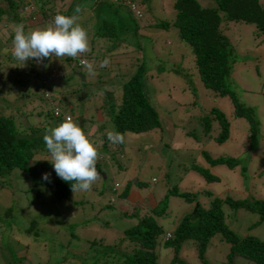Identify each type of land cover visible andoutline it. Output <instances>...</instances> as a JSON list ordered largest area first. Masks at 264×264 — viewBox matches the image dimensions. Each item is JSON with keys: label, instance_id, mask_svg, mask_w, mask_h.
Wrapping results in <instances>:
<instances>
[{"label": "rangeland", "instance_id": "374dc122", "mask_svg": "<svg viewBox=\"0 0 264 264\" xmlns=\"http://www.w3.org/2000/svg\"><path fill=\"white\" fill-rule=\"evenodd\" d=\"M26 1L29 2L28 8L30 5L33 7L30 14L28 10L21 11L22 17L26 16V19L15 20L0 16L1 88L10 86L11 77L6 78L9 77L8 73L15 72L14 65L20 64L18 69L28 71L24 66L28 65V61H17L12 55L15 26L23 24L25 32H30L46 28L53 23L52 18H42L38 15L40 11L35 0ZM53 1L57 9H63L74 2L70 7L69 16L75 14L79 5L81 11L76 14L78 21L90 34V18L92 17L93 21L96 20L94 17L97 18L95 7L99 6L98 0ZM197 2L201 6H211L214 3L213 0ZM134 3L135 9L137 3L139 8L140 16L137 18H130L123 6L113 3L124 26L117 29L116 39L120 40L114 52L120 49L122 52L119 51L112 57L106 56L110 63L105 68L111 69L110 74L113 73L112 70L117 72L119 76L116 80L121 81L131 73L137 62L143 63L142 91L156 110L158 127L146 132H125L123 144L117 146L107 142L106 149H101L95 139L93 143L99 149L100 156H103L97 161L101 179L89 192L77 191L74 194L71 190L67 198L54 201L43 183L21 170L13 168L1 174L0 264H93L94 259L96 264H99L102 259L106 261L104 252H112V247L116 248L112 244H125L122 239L123 229L135 221V217L129 216L130 214L124 216L123 211L130 212L134 209L133 213L137 215L157 203L173 186L178 191L196 193V200L202 203L207 199L205 191L220 197L229 195L233 198L255 197L264 200V185L261 176H258L264 167V100L260 94L264 89V39L255 34L252 24L227 20V25L223 28V33L233 47L231 71L225 79V87L232 89L239 101L252 106L259 120V136L254 144L250 145L244 120L229 116L231 107L227 98L214 96L202 86L190 63L189 46L177 38L176 29L171 25L166 29L148 25L158 20H169L173 16L171 0ZM135 25L136 31L131 30L130 27ZM7 27L13 31L11 36L9 31L5 30ZM97 48L94 45L92 50L99 55ZM88 58L91 62V57ZM59 59L53 56L40 63L32 60L31 67L42 71L48 67L47 79L56 86L59 84L62 69L66 74L69 72L67 65H57ZM78 70L86 71L83 66L74 71ZM96 73L98 74L97 70ZM94 77L86 76L89 84L94 82ZM76 79L72 73L69 82H75ZM116 80L114 82H117ZM33 81L29 75V79L23 82L26 89L32 85L26 90L29 93L36 87ZM97 84L101 88L104 87L101 82ZM24 89L15 94L0 90V104L5 106V112L12 111L19 130L26 129L28 124H35L39 119L33 113L26 117L15 115V107L20 110L32 109V112L39 110L35 106L36 99L22 98ZM91 89L90 95L82 99V102L78 101L72 109L79 113L80 108L82 112L79 115L84 116V119H87L86 115L93 116V119L99 116L94 110H99L96 107L101 102L102 91L92 84L85 87L87 91ZM112 93L118 98L120 92L117 89L112 90ZM25 101L27 104L23 105ZM211 106L221 109L229 121V135L219 143L201 135L195 125L197 115L204 113ZM103 125L108 127L109 123L104 122ZM188 130L196 131L197 138L186 134ZM201 150L210 156L232 157L238 162L233 167L224 164L209 165L201 156ZM40 160L48 163L46 158L40 157ZM191 164L206 167L218 179L205 181L195 170H184L185 166ZM52 166L49 172L37 168L39 175L49 173L50 178H59ZM127 181L130 194L120 199L115 196L114 183L117 184L118 190ZM134 193L138 194L139 198L134 197ZM193 205L185 202L180 196L168 194L166 214L155 218L162 229L160 238H163V233L170 231L175 222L193 208ZM221 209L224 222L236 234L249 233L264 241V228L262 224L255 223L256 214L241 208H231L226 204H222ZM218 236V233H214L210 237L203 252L206 264H223L227 244ZM156 252L157 264H201L191 242L186 241L180 245L176 260L171 259L174 253L169 247L158 246ZM12 257L16 260L11 261ZM232 263L255 264L239 255L232 256Z\"/></svg>", "mask_w": 264, "mask_h": 264}, {"label": "trees", "instance_id": "16d2710c", "mask_svg": "<svg viewBox=\"0 0 264 264\" xmlns=\"http://www.w3.org/2000/svg\"><path fill=\"white\" fill-rule=\"evenodd\" d=\"M98 1L99 6L98 8L95 7L97 18L94 17L96 19L94 21L92 17L90 18L92 20L90 34L87 30L91 52L77 58L87 60L88 57H91V62L94 63L98 71V74L95 75L96 78L92 79L94 82L89 84L86 79V76L89 75L86 71H74L82 66L76 64L77 59L63 57L58 60L57 65L59 67L60 65L62 67L67 65L69 72L66 74L62 69V73L59 75V84L56 86L49 83L51 80L47 79L49 68L47 67L43 71L35 69L31 67L32 60L28 61V65H24L25 69L28 70L27 72L22 71L23 68L22 70L18 69L17 66L20 64L14 65L13 70L15 72L8 73L9 77L6 78L11 77L9 80L10 86L7 85L5 88L0 86L1 91L5 90V92L11 94L22 92V88H25L23 82H26L30 75L34 80L33 83H36V87L29 93L26 90L32 85L28 84V88L24 89L21 96L22 98L36 99L37 105L35 106L39 109L32 112V109L20 110L19 107H15L17 117H26L33 113L39 118L35 124H28L26 129L19 130L15 124L12 111L5 112V106L0 104V175L17 168L43 183L50 192V198L54 201L67 198L71 191V182H65L60 178H50L51 182H49L43 179V175H39L41 169H43V172H49L48 170L52 166L49 161L51 155L43 141V136L46 134L47 129L63 122L59 115L54 116L55 107L59 109L61 114L62 112L69 114L88 134L92 142L97 139L101 149H106L107 142H110L107 139L108 131L139 133L146 132L159 125L156 110L142 91L141 77L144 69L142 62H137L131 73L121 81L116 80L119 74L114 70L110 74L111 69L99 67L104 57H112L113 54H117L119 51L122 52V49L114 52V48L118 46V40H120L116 39L117 29L124 28L120 16L117 15L116 5L123 6L130 18H137L127 6V2L135 1L141 4L146 0ZM4 2H6V5L0 4V16H5L7 19L14 18L15 20L27 18L26 16L22 17L19 9V6H21L19 3H25L23 0H4ZM213 2L211 6H201L197 0H171L173 16L169 20H158L148 25L162 29H166L171 25L176 29L177 38L186 42L189 46L191 52L190 63L202 86L211 91L214 96H225L227 98L231 107L229 116L244 120L247 141L252 145L259 136V120L255 116L252 106L239 101L234 91L225 87V79L231 71L233 47L223 33V28L227 25V20L252 24L255 34L264 39V0H213ZM53 3V0H35V4L40 11L38 15L53 20L57 14L69 16L70 7L74 2L63 9L55 8ZM31 12L32 10L28 14ZM113 16L115 19H113ZM78 23L80 24V21ZM130 29L136 31V25L131 26ZM5 30L9 31L10 36L13 33L8 27ZM94 45L98 47L99 55L93 53ZM101 47L102 50H100ZM74 72L80 73L83 79L81 80ZM72 73L77 78L75 82H69ZM114 80L117 82H114ZM98 82L103 83L104 87L101 88L97 84ZM91 84L102 91L101 102L96 107L99 110H94L99 116L93 119V116L86 115L87 119H84V116L79 115L82 112L80 108L79 113L72 111V109L78 101L90 95L93 88L87 91L85 87ZM17 85L19 86L16 87ZM117 89L120 92L118 98L112 93V90ZM45 93H48L47 96H44ZM260 94L264 100V89L260 91ZM1 98L3 99V97ZM24 104H27V101L23 102ZM104 122H108L109 126L103 125ZM195 125L198 126L201 135L207 136L217 143L224 141L229 135V121L224 112L215 106H211L204 113L197 115ZM185 133L195 139L197 138L194 130H188ZM116 145L120 146L121 144ZM200 154L209 165L224 164L227 167H233L238 162L232 157L210 156L204 150H201ZM40 157L46 158L48 163L42 162ZM100 157L103 158V156ZM37 168H40V171ZM188 168L195 170L205 181L218 179L206 167L191 164L185 166L184 170ZM258 176H261V182L264 185V167L259 171ZM128 188L129 183L127 181L116 196L125 198L128 194ZM168 194L180 196L185 202L192 203V205L195 202L196 206L194 210L191 208L175 222L173 228L167 231L168 236L166 238H164V233L163 238H160L162 229L155 218L166 214ZM195 194L178 191L173 186L167 190V193L157 203L143 209L139 214H134V209H131L130 212L123 211L124 216L130 214L129 216L135 217V221L123 229L122 239L125 240V244H112L116 248L113 249L112 247L110 253L104 252L106 261L102 259L98 263L157 264L156 251L158 246L171 248L174 253L171 259L176 260L178 259L176 254L180 245L187 241L192 243L201 264H206L203 252L210 237L214 233H218V237L227 244L223 264H233V255L252 260L255 264H264V241L253 234H236L224 222L221 209V205L226 204L231 208L250 211L257 216L255 223L262 224L264 228V200L255 197L249 199L233 198L229 195L220 197L205 191L204 194L207 199L202 203L200 200H196ZM191 207H194V205ZM13 257L11 261L16 260ZM96 263L94 259L93 264Z\"/></svg>", "mask_w": 264, "mask_h": 264}, {"label": "clouds", "instance_id": "9594fccd", "mask_svg": "<svg viewBox=\"0 0 264 264\" xmlns=\"http://www.w3.org/2000/svg\"><path fill=\"white\" fill-rule=\"evenodd\" d=\"M23 1L25 3H19L21 5L19 9L31 11L32 5L28 8L29 2ZM0 4L6 5V2L0 0ZM80 11L81 7L78 5L75 13L78 14ZM78 19L76 14L71 16L57 14L52 24L30 32H25L23 24L16 25L12 41L14 59L24 63L29 60H36L37 63H40L53 56L77 59L91 52L88 32L78 23ZM109 63L110 61L105 58L100 62L99 67H107ZM80 64L88 75L95 76L97 74L93 62L81 59ZM107 139L112 144H123L125 135L118 131H108ZM43 141L51 155L49 161L52 163L56 175L65 182H71V190L74 194L77 191H91L92 186L101 179V173L97 169V161L100 158L99 149L70 115L59 125L47 129ZM43 179L51 182L50 174L44 173ZM116 187L117 184L114 183L115 196L120 190H116ZM167 236L168 232L166 231L164 238Z\"/></svg>", "mask_w": 264, "mask_h": 264}, {"label": "built area", "instance_id": "2783aa9c", "mask_svg": "<svg viewBox=\"0 0 264 264\" xmlns=\"http://www.w3.org/2000/svg\"><path fill=\"white\" fill-rule=\"evenodd\" d=\"M127 5L133 11V13H134L135 16L138 17L140 15L139 10L137 8L135 9V4H134L133 1L127 2ZM80 60H81V58H79V59L76 60V64L77 65H80ZM53 114H54V116L59 115L63 119V121L65 120L66 117H69V115L66 114V113L65 114L64 113L61 114V112L59 111V109L56 108V107L54 108Z\"/></svg>", "mask_w": 264, "mask_h": 264}, {"label": "water", "instance_id": "95a60500", "mask_svg": "<svg viewBox=\"0 0 264 264\" xmlns=\"http://www.w3.org/2000/svg\"><path fill=\"white\" fill-rule=\"evenodd\" d=\"M74 73H75L76 75H78V76L80 77L81 80L83 79V77H82V75H81L80 73H78V72H74ZM195 206H196V203L194 204L193 210H194Z\"/></svg>", "mask_w": 264, "mask_h": 264}, {"label": "crops", "instance_id": "0c3cea01", "mask_svg": "<svg viewBox=\"0 0 264 264\" xmlns=\"http://www.w3.org/2000/svg\"><path fill=\"white\" fill-rule=\"evenodd\" d=\"M128 190H129V188H128ZM129 194H130V193H129ZM129 194H127V195H129ZM134 195H135L134 197H138V194H135V193H134ZM126 197H127V196H126ZM138 198H139V197H138ZM123 199H124V198H123Z\"/></svg>", "mask_w": 264, "mask_h": 264}]
</instances>
